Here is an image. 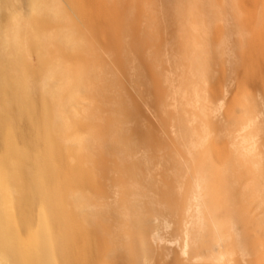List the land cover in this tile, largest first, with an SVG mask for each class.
I'll return each instance as SVG.
<instances>
[{
	"label": "rangeland",
	"instance_id": "1",
	"mask_svg": "<svg viewBox=\"0 0 264 264\" xmlns=\"http://www.w3.org/2000/svg\"><path fill=\"white\" fill-rule=\"evenodd\" d=\"M83 6L76 21L101 42L89 44L90 106L77 118L95 133L84 153L97 185L91 194L111 228L92 225L101 255L129 264L117 251L128 255L135 246V264H264V0ZM35 117L42 134L43 107ZM203 169L205 233L218 239L217 226L224 233L214 249L224 252L223 263L194 259L187 236Z\"/></svg>",
	"mask_w": 264,
	"mask_h": 264
},
{
	"label": "bare ground",
	"instance_id": "2",
	"mask_svg": "<svg viewBox=\"0 0 264 264\" xmlns=\"http://www.w3.org/2000/svg\"><path fill=\"white\" fill-rule=\"evenodd\" d=\"M84 2L0 0V264H110L95 228H111L91 194L97 185L84 153L95 133L77 119L90 106L95 62L89 44L101 45L99 32L89 38L76 21ZM40 107L48 116L42 134L35 117ZM246 142L239 144L249 155ZM199 174L194 229L187 236L194 259L223 263L224 252L214 249L225 243L224 233L216 224L218 239L212 229L207 233L216 242L205 233L208 177L204 169ZM124 215L131 219L134 211ZM104 245L120 247L110 240ZM136 249L127 256L117 252L135 264Z\"/></svg>",
	"mask_w": 264,
	"mask_h": 264
}]
</instances>
